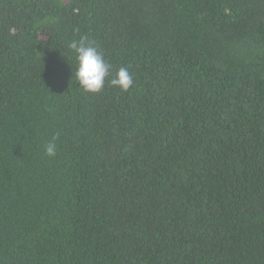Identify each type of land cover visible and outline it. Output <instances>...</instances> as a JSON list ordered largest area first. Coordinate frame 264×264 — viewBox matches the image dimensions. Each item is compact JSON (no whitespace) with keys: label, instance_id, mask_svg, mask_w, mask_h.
<instances>
[{"label":"trees","instance_id":"trees-1","mask_svg":"<svg viewBox=\"0 0 264 264\" xmlns=\"http://www.w3.org/2000/svg\"><path fill=\"white\" fill-rule=\"evenodd\" d=\"M0 264H264V0H0Z\"/></svg>","mask_w":264,"mask_h":264},{"label":"clouds","instance_id":"clouds-1","mask_svg":"<svg viewBox=\"0 0 264 264\" xmlns=\"http://www.w3.org/2000/svg\"><path fill=\"white\" fill-rule=\"evenodd\" d=\"M66 49L73 60L72 76L78 82V87L84 92L98 93L104 88L106 79L108 84L127 91L133 85V77L126 67H119L112 71L103 54L99 51L94 41L87 36H80L67 42ZM58 134L52 138L44 147L45 155L52 157L56 155Z\"/></svg>","mask_w":264,"mask_h":264}]
</instances>
